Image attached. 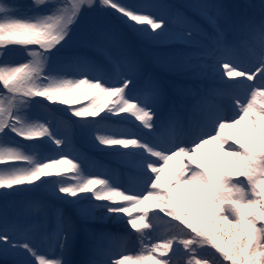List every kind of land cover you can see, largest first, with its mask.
I'll use <instances>...</instances> for the list:
<instances>
[{"label":"snow or ice","instance_id":"snow-or-ice-1","mask_svg":"<svg viewBox=\"0 0 264 264\" xmlns=\"http://www.w3.org/2000/svg\"><path fill=\"white\" fill-rule=\"evenodd\" d=\"M0 259L264 264V0H0Z\"/></svg>","mask_w":264,"mask_h":264},{"label":"rangeland","instance_id":"rangeland-1","mask_svg":"<svg viewBox=\"0 0 264 264\" xmlns=\"http://www.w3.org/2000/svg\"><path fill=\"white\" fill-rule=\"evenodd\" d=\"M178 2V0H177ZM82 103H88V101H82ZM79 106V105H76ZM139 123V122H137ZM237 132H239V134L241 136H245L247 133H244V131L242 130H236ZM246 132V131H245ZM85 148H88L90 151H95L94 149L91 148V140L89 139L88 141H84V140H78L76 142L73 143V145L67 149H65V151L69 154V158H71L72 156L78 155L80 152H82ZM208 150L205 151V148L201 151L202 155L204 156H209L207 153ZM46 155H56L55 151H46L45 152ZM177 165H179V163L176 161L175 162V168L177 167ZM112 166L111 162L104 157V155L102 153H95L92 156V159L90 161L89 167H88V171L93 172V173H102L104 171V169L106 167ZM62 168L66 167V166H61ZM70 175V174H69ZM151 203V202H149ZM137 208H133L132 209V215H137L139 212V209ZM151 215V214H150ZM126 217V216H125ZM0 264H3V260L0 259Z\"/></svg>","mask_w":264,"mask_h":264},{"label":"bare ground","instance_id":"bare-ground-1","mask_svg":"<svg viewBox=\"0 0 264 264\" xmlns=\"http://www.w3.org/2000/svg\"><path fill=\"white\" fill-rule=\"evenodd\" d=\"M237 79H239V78H237ZM238 129L241 130V131L243 130L244 133H246V132H245L246 130L244 129L243 126H241V127L238 128ZM238 129H237V130H238ZM208 149H211V150H212L211 153L214 154V153H215V150H216V145L213 144V145H207V146H205V151L208 150ZM202 150H203V149H202ZM202 150H201V151H202ZM208 151H209V150H208ZM176 161L178 162V158H177L176 160H173V161L170 162V164H169V169H168V171H166V173H165L166 176H167L172 170H174V169H176V168L179 167V165H177V167L175 168L174 165H175V162H176ZM193 199H194V194H193ZM137 209H138V208H137ZM137 209H136V210H137ZM137 211H138V210H137ZM125 219H127V216L125 217Z\"/></svg>","mask_w":264,"mask_h":264}]
</instances>
